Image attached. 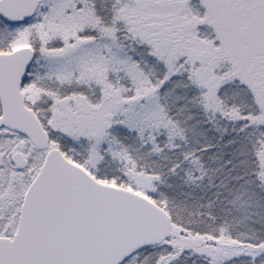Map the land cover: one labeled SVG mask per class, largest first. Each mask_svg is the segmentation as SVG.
Returning <instances> with one entry per match:
<instances>
[{
	"label": "snow or ice",
	"instance_id": "obj_1",
	"mask_svg": "<svg viewBox=\"0 0 264 264\" xmlns=\"http://www.w3.org/2000/svg\"><path fill=\"white\" fill-rule=\"evenodd\" d=\"M0 264H264V0H0Z\"/></svg>",
	"mask_w": 264,
	"mask_h": 264
}]
</instances>
